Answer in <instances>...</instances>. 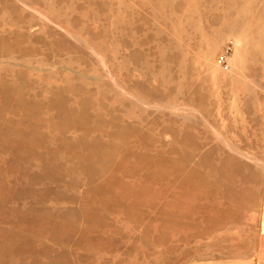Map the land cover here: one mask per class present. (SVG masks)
<instances>
[{
  "label": "rangeland",
  "instance_id": "obj_1",
  "mask_svg": "<svg viewBox=\"0 0 264 264\" xmlns=\"http://www.w3.org/2000/svg\"><path fill=\"white\" fill-rule=\"evenodd\" d=\"M263 246L264 0H0V264Z\"/></svg>",
  "mask_w": 264,
  "mask_h": 264
},
{
  "label": "crops",
  "instance_id": "obj_2",
  "mask_svg": "<svg viewBox=\"0 0 264 264\" xmlns=\"http://www.w3.org/2000/svg\"><path fill=\"white\" fill-rule=\"evenodd\" d=\"M260 256L257 259V264H264V246L260 250Z\"/></svg>",
  "mask_w": 264,
  "mask_h": 264
},
{
  "label": "bare ground",
  "instance_id": "obj_3",
  "mask_svg": "<svg viewBox=\"0 0 264 264\" xmlns=\"http://www.w3.org/2000/svg\"><path fill=\"white\" fill-rule=\"evenodd\" d=\"M188 93V92H187Z\"/></svg>",
  "mask_w": 264,
  "mask_h": 264
}]
</instances>
